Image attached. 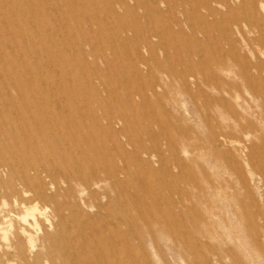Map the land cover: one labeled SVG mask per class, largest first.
<instances>
[{
  "label": "rangeland",
  "instance_id": "rangeland-1",
  "mask_svg": "<svg viewBox=\"0 0 264 264\" xmlns=\"http://www.w3.org/2000/svg\"><path fill=\"white\" fill-rule=\"evenodd\" d=\"M118 1L0 0V264H264V0Z\"/></svg>",
  "mask_w": 264,
  "mask_h": 264
},
{
  "label": "bare ground",
  "instance_id": "bare-ground-1",
  "mask_svg": "<svg viewBox=\"0 0 264 264\" xmlns=\"http://www.w3.org/2000/svg\"><path fill=\"white\" fill-rule=\"evenodd\" d=\"M120 1V0H119ZM118 1V2H119ZM220 2V1H219ZM121 4H122V6H125V3H124V0L121 2ZM222 5H224V3L222 4ZM9 32V31H8ZM10 35V34H9ZM176 41V40H175ZM64 44V43H63ZM50 47V46H49ZM191 78V77H190ZM186 82V81H185ZM184 83V82H183ZM185 84V83H184ZM188 92V91H187ZM36 115H37V117L35 118V119H32V118H30V125H31V127L33 128V135L35 136V138H28V136H30L29 134H24L23 135V133H22V131H23V129H25L26 128V126L25 125H28V123H25L24 124V128H20V127H18V126H16V123H15V120H13L12 118H9V119H7L6 120V122L4 123L7 127H10V129H11V131H12V138H11V140L14 142V143H17V142H20L22 145H23V147H24V150H25V152H28V151H32V150H35L36 148H37V143H38V140L39 139H41L42 141L46 138V137H50V138H52L51 140H50V142H53L54 144H55V146H60L61 148H63V147H66L68 150H72L77 156H76V162H75V166H73L72 167V169L73 170H75L77 167H80V166H83V168H85L86 170H90L91 168H90V166H91V164H92V162L94 161L95 163H97V165H99L100 166V163L102 162V161H97V156L99 155V156H101L100 154L102 153V147L100 148V147H97V146H99V145H93L94 144V139L93 138H91L90 137V135H87V136H85V134H83L84 135V138L81 140V138H79L80 137V135L78 134V135H76V134H72V135H70V134H67V135H65V134H63L62 133V131H61V128H59V126L58 125H56V123L54 122V124L52 123L51 124V122H50V124L49 123H47L46 121H45V119L43 118V114H41V111H38V110H36ZM44 113V112H43ZM46 114V113H45ZM26 115H28V112L26 113ZM30 115V114H29ZM45 116V115H44ZM28 117V116H27ZM29 117H31V115L29 116ZM50 120V119H49ZM48 120V121H49ZM251 124V123H250ZM25 131V130H24ZM100 137V136H99ZM49 138V139H50ZM40 140V141H41ZM96 144V143H95ZM103 144H104V142H103ZM102 144V145H103ZM49 146V145H48ZM40 147V146H39ZM42 147V146H41ZM40 147V148H41ZM50 147V149H52V150H55V148L53 147V146H49ZM43 148V147H42ZM106 148V147H105ZM66 149V150H67ZM101 149V150H100ZM81 151V152H80ZM100 151H101V153H100ZM39 152V151H38ZM68 152V151H67ZM72 152V153H73ZM33 153V152H32ZM85 155H89L88 157H86V156H83L84 154ZM40 154V153H39ZM82 154V155H81ZM19 155V154H18ZM29 155V154H28ZM105 155V154H104ZM20 156V155H19ZM30 156V155H29ZM74 156V155H73ZM103 156V155H102ZM21 157V156H20ZM32 157H33V155H32ZM75 158V157H74ZM73 158V159H74ZM99 158V157H98ZM28 159V156L26 157V160ZM50 159V162H48L47 164H41V163H38L37 165H40L41 167H42V170L44 171L45 169H46V167L47 168H49V166H53V165H56V161H54V159L51 157V158H48V160ZM2 160V159H1ZM25 160V159H24ZM25 160V161H26ZM29 160V159H28ZM29 161H31V160H29ZM73 161V160H72ZM154 161V160H153ZM26 163V162H25ZM74 163V162H73ZM102 164H103V162H102ZM2 165H5L4 164V162H2V161H0V166H2ZM93 165V164H92ZM59 166V165H58ZM95 166V165H94ZM76 167V168H75ZM96 167V166H95ZM93 168V167H92ZM98 168V167H97ZM96 168V169H97ZM102 168V167H101ZM113 169H114V166H113ZM97 171V170H96ZM96 171H94V175L96 174ZM99 171V170H98ZM119 171V170H118ZM91 172H92V170H91ZM113 172V171H112ZM109 173V172H108ZM62 177H64V178H62V182H65L66 184H68L69 183V181L70 180H73L77 185H82L85 181H86V178L85 179H78V178H76V175L74 174V173H72V174H68L67 172H62ZM107 174V173H106ZM103 175V174H102ZM104 176V175H103ZM109 176V175H108ZM115 176H116V173H114V174H112V178H114V179H112L113 181H114V183H112V185L113 184H115V182L117 181V179L115 178ZM48 177L50 178V182L49 183H51V185H53V184H56L57 182H55L56 180L52 177V175H48ZM97 177V176H96ZM95 177V178H96ZM100 178V177H99ZM105 178H107L106 176H104V178H100L99 180H97V181H95L94 183H96V182H101V181H103V180H105ZM111 178V175L108 177V179H110ZM111 180V179H110ZM110 183V182H109ZM118 183V182H117ZM48 184V183H47ZM35 185V184H34ZM43 185H44V182H43ZM50 185V186H51ZM85 185V184H84ZM89 185V184H88ZM87 185V186H88ZM111 185V184H110ZM40 186V185H39ZM38 186V187H39ZM45 186V185H44ZM43 186V187H44ZM49 186V187H50ZM86 186V187H87ZM91 186V185H90ZM111 187V186H110ZM31 188V187H30ZM35 189L34 190H32V192H33V195H37L38 197H40V198H45L44 197V195H43V193H42V191L41 190H39V188L38 189H36V186L34 187ZM51 188H53V187H51ZM32 189V188H31ZM50 189V188H49ZM54 189V188H53ZM86 189V188H85ZM29 191V190H28ZM48 191V190H47ZM50 191H52L51 189H50ZM31 192V191H30ZM52 192H54V191H52ZM23 193H25V192H23ZM26 194V193H25ZM24 194V195H25ZM27 194H28V192H27ZM79 196H80V194H79ZM138 196V195H137ZM47 198V197H46ZM45 198V199H46ZM22 199V198H21ZM28 200V199H27ZM41 201V200H40ZM21 202V201H20ZM24 202V201H23ZM80 202H82L81 200H80ZM22 204H24V203H22ZM134 205V204H133ZM45 207V206H44ZM46 208V207H45ZM43 210H45V209H43ZM43 210L41 211V214L43 215ZM142 216V215H141ZM45 217V216H44ZM32 220L34 221V218H32ZM24 222H26L25 221V219H24ZM48 222V221H47ZM144 222V221H143ZM33 224V223H32ZM51 225V224H50ZM23 229V228H22ZM21 231V230H20ZM2 238H3V236H2Z\"/></svg>",
  "mask_w": 264,
  "mask_h": 264
}]
</instances>
